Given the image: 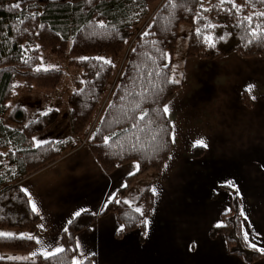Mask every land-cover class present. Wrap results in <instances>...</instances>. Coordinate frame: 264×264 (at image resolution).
Returning a JSON list of instances; mask_svg holds the SVG:
<instances>
[{
    "label": "trees",
    "instance_id": "obj_1",
    "mask_svg": "<svg viewBox=\"0 0 264 264\" xmlns=\"http://www.w3.org/2000/svg\"><path fill=\"white\" fill-rule=\"evenodd\" d=\"M161 2L149 24L138 32L151 7ZM262 14L264 0H25L20 4L0 0V117L7 115L9 121L0 118V229L17 234L14 231L38 228L40 218L32 212L18 182L54 164L83 141L108 174L137 162L139 171L128 184L150 171L160 176L173 151L172 122L164 107L183 86V81L172 83V56L181 25L191 26L187 58L213 61L231 54L264 58ZM133 38L124 71L105 102L115 62ZM39 48L59 56L69 54L81 76L69 98L72 137L37 147L34 137L58 120L59 111L53 109L27 121L26 109L20 104L10 107V101L18 82L46 92L61 83L64 70L45 71ZM243 102L253 105L246 91ZM204 153L199 147L192 156L200 158ZM223 188L233 194L231 206L223 214L224 225L213 231L224 234L229 253L253 264L264 254L247 244L240 198L233 189ZM153 197L148 185L136 206L115 197L100 216H117L123 226L118 238L134 230L143 236ZM137 207L143 216L135 211ZM95 219L83 213L71 221L62 233V253L28 261L2 255L0 264H72L78 254L76 235L89 231ZM35 246V240L0 238V252L27 253ZM81 264H94L93 258Z\"/></svg>",
    "mask_w": 264,
    "mask_h": 264
},
{
    "label": "crops",
    "instance_id": "obj_2",
    "mask_svg": "<svg viewBox=\"0 0 264 264\" xmlns=\"http://www.w3.org/2000/svg\"><path fill=\"white\" fill-rule=\"evenodd\" d=\"M256 59L264 58L231 54L213 61H187L186 70L193 74L166 104L175 143L160 176L150 171L128 184L139 171L137 162L108 174L82 142L54 164L19 181V188L27 189L37 205L40 222L33 232H14L33 235L41 243L27 253L0 252V256L28 261L44 251L64 248L63 231L76 218L75 212L88 213L83 211L87 209L96 219L89 231L75 237L79 247L73 260L79 264L88 258L94 264H246L229 253L224 234L213 229L224 225L222 217L233 194L223 186L233 182L239 189L244 238L250 247L264 249V79L253 72ZM208 73L219 75L215 88L210 84L208 91L187 90L195 76ZM244 91L253 102L250 107L243 102ZM46 133L38 135L41 144L57 139L45 137ZM199 139L208 144L207 151L193 158L191 151ZM137 183V201L148 185L157 192L145 220L148 224L143 236L134 230L118 238L123 226L117 216L100 214L115 197L136 206L131 194ZM253 264H264V258Z\"/></svg>",
    "mask_w": 264,
    "mask_h": 264
},
{
    "label": "rangeland",
    "instance_id": "obj_3",
    "mask_svg": "<svg viewBox=\"0 0 264 264\" xmlns=\"http://www.w3.org/2000/svg\"><path fill=\"white\" fill-rule=\"evenodd\" d=\"M23 1L25 0H14V4H20ZM162 3L163 2L151 7L146 22L143 24V26H141L138 29V32L143 31L144 28L149 24L152 16L155 14V12L158 10V8L160 7ZM190 32H191L190 25L188 24L181 25L179 29V33H178L176 49L172 56L173 57L172 58V61H173L172 78L175 79L176 81H183V85L186 81L188 82L189 78L193 74L191 72L189 73L186 70V63L190 59L186 57V51L188 47ZM134 39L135 38H133L129 42L128 48L115 62L116 72H115L114 79L112 80V82L110 83L107 89V96H106L105 102H107V100L110 98L111 93L115 90L119 82V78L124 71L129 52L131 48L133 47ZM39 52L41 56V67L42 68H45V69L62 68L64 70V76H63L61 83L59 84L57 88H55L54 90H51V92H46L45 90H41L35 87L32 89L24 88L23 83L18 82V84L16 85L17 92L10 101V107H13L17 104H20L21 106H23L27 111V121L34 119L39 114L49 112L53 109H57L60 113V116L54 124H52L48 129L44 131V132H47L45 134V137H50V138L54 137L57 139H53V140H59V141L70 139L72 137V132L70 128V117H69V113H70L69 98L72 92L76 90L75 83L77 80L80 79L81 70L77 68L75 65L71 64L72 57L69 54H66L65 56H59L53 53L50 49H41V48H39ZM255 63L256 65L254 66L253 72H257L256 75L264 79V59H256L255 61H253V64ZM218 78H219V75L218 74L216 75L215 73L213 74L208 73V74H203V75L200 74L199 78L195 76L194 84L192 85V87L190 85V87H188L187 90L192 91L193 87H197V88L202 87V90L207 89L208 91L209 89L212 88L210 84L214 85L213 82L216 83L215 80H218ZM231 80H233L232 77H230V80H229L230 83H232ZM239 85H240V89H245L241 86V84ZM214 88H215V85H214ZM223 91H226V90L223 89ZM0 118L5 120L6 123H9V121L7 120V115H3ZM38 135L34 137L35 144H36V141L40 142L41 138ZM83 142H86V141H83ZM193 147L194 148L192 149V151L195 148H199L195 146ZM173 149H174V143H173ZM204 149L206 153L207 148H204ZM192 151H191V156H192ZM152 173H155V172L152 171ZM138 183L133 188V192H132L133 196L131 194V198L134 204L137 203L136 196H138L139 194L137 193L138 187L140 186V184L138 185Z\"/></svg>",
    "mask_w": 264,
    "mask_h": 264
},
{
    "label": "snow or ice",
    "instance_id": "obj_4",
    "mask_svg": "<svg viewBox=\"0 0 264 264\" xmlns=\"http://www.w3.org/2000/svg\"><path fill=\"white\" fill-rule=\"evenodd\" d=\"M15 7L18 8L19 5H16ZM262 15H264V14H262ZM100 26L103 27V24H101ZM253 35H257V33L254 32ZM98 59H102V58H98ZM104 63L111 64V61L104 60ZM38 71H39V69H38ZM45 71H47V69H45ZM177 82L178 81H176L175 79L172 80V83H177ZM252 87H253L252 85H249V91L252 90ZM164 113L165 114H169V108L167 106L164 107ZM140 119L143 120L144 119V116L142 115L140 117ZM105 142H107V138H106V141ZM172 142L175 143V137L174 136L172 138ZM40 143L41 142L36 141L37 147L40 146ZM194 146L195 147H200V148H207L208 147V144L204 140L199 139V140H196L195 141ZM165 168H167V165H165ZM226 186L228 188L233 189L236 192L237 195L239 194V189L236 187V185L233 182H228ZM22 191H24L25 192V195H27L28 198H29L28 202L31 205L32 212L38 215L39 214L38 213V208H37V205L35 204V202L32 200L31 194L28 193L27 189H23ZM152 192H153V195H156L157 194L155 188L152 189ZM125 203H127V201ZM83 211L84 212H88L89 214H91L90 213V210L85 209ZM135 211L136 212H139L140 215L143 216V212H142V210L139 207H137L135 209ZM241 214H243V210H241ZM81 215H82V212L81 211H77V212L74 213V216L75 217H79ZM245 219H247L246 216H245ZM69 223H71V220L69 221ZM144 223H145V225H147L148 224V221H144ZM217 226L219 227V225H217ZM39 227L43 228L44 225H40ZM122 230L123 229H121V231ZM245 237L247 238V233H245ZM0 238H12V239L19 238V239H25V240H36V243H38V244L41 243V241L38 238H36L35 236L30 235V234H20L19 237H17V234H13V233H0ZM77 247H79V244H77ZM252 247L255 248L254 245ZM257 250L260 251L262 254H264V249H257ZM63 251H64L63 248L57 247L54 251H44V252L41 253V255L44 256L45 258H48L50 256H55L58 253H62ZM33 255H35V253H33ZM72 264H79V261L78 260H73Z\"/></svg>",
    "mask_w": 264,
    "mask_h": 264
}]
</instances>
